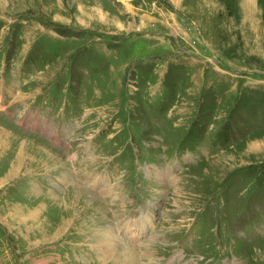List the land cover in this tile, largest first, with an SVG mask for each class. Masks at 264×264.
I'll return each mask as SVG.
<instances>
[{
	"label": "rangeland",
	"instance_id": "rangeland-1",
	"mask_svg": "<svg viewBox=\"0 0 264 264\" xmlns=\"http://www.w3.org/2000/svg\"><path fill=\"white\" fill-rule=\"evenodd\" d=\"M5 68L0 264H264V0H0ZM40 200L30 234L11 211Z\"/></svg>",
	"mask_w": 264,
	"mask_h": 264
},
{
	"label": "bare ground",
	"instance_id": "bare-ground-1",
	"mask_svg": "<svg viewBox=\"0 0 264 264\" xmlns=\"http://www.w3.org/2000/svg\"><path fill=\"white\" fill-rule=\"evenodd\" d=\"M9 134V133H8ZM8 134L6 133V130H4V128L0 127V146H3L5 142V138L7 139L8 137ZM28 140V139H27ZM8 141V140H7ZM25 142V141H24ZM26 144V143H24ZM258 146V145H256ZM25 148V147H24ZM26 148L25 150H22L19 155L17 157H15L14 160H17L18 162L19 161H23V160H26V159H29V161H31V159H33L31 157V155H27V152H26ZM20 159V160H19ZM17 162V163H18ZM54 164V163H53ZM209 170H212V171H217V169H209ZM172 171V170H171ZM210 171V172H212ZM159 174V173H158ZM70 175V173H69ZM157 176V175H156ZM159 178L160 180L164 181V184H166L165 182H168L170 181V175L169 173L167 172H162L161 174H159ZM79 188V187H78ZM85 188V187H84ZM82 191V190H81ZM85 191V190H84ZM38 193V192H37ZM83 193L85 192H81V193H78V194H75L74 197H77V196H82ZM36 194V193H35ZM37 196V195H36ZM37 198V197H36ZM41 199V198H40ZM46 200V199H45ZM79 201V200H78ZM54 202V201H53ZM44 203V204H43ZM41 205V206H40ZM52 205V203L50 204ZM50 205L48 204V202H45V201H41L40 200V203L37 204V205H34L33 207H28V205L24 206L26 207L25 209H21V208H18L16 210H12L11 211V215H13L14 217H16L17 219H13V220H18L19 221V224L23 227L26 226V229L27 231H31L30 234L32 233V231H35L37 233H40V230L39 228H41L46 220H44L43 224L41 222H39V217H40V214H41V211L43 210V207L48 210L47 208L50 207ZM55 205V204H54ZM179 205V204H178ZM47 206V207H46ZM71 207V206H70ZM73 207H75V202L73 204ZM74 209V208H73ZM40 213V214H39ZM71 214V213H70ZM144 218V219H143ZM147 216H142L141 219H132V222H131V237L133 238H138L141 234L145 231V229H148V223L150 222V219H146ZM4 220V219H3ZM69 219H62V224L64 223V225L55 230L53 234L51 233H48L47 234V238H53V239H47L48 240H54L55 238H57L60 234L63 233L64 229H65V224L66 222L68 221ZM71 220V219H70ZM65 221V222H64ZM138 222V223H137ZM153 222V221H152ZM151 222V223H152ZM7 223V222H6ZM50 226V225H49ZM132 226L136 227L134 229H136L135 231L132 232ZM94 229V228H93ZM96 229V228H95ZM97 230V229H96ZM39 231V232H38ZM51 231V230H50ZM29 234V235H30ZM139 235V236H138ZM41 236V239H44V236L43 234H40ZM138 236V237H137ZM84 246V245H83ZM177 256V255H176ZM106 260V259H105ZM111 263L109 262H105V261H99V264H123V261L121 262V260L119 258H114L112 259V261H110ZM97 263V262H96ZM45 264V262H44ZM48 264V263H47ZM83 264H89V262H86V263H83ZM131 264H138V263H131ZM152 264V263H151Z\"/></svg>",
	"mask_w": 264,
	"mask_h": 264
}]
</instances>
